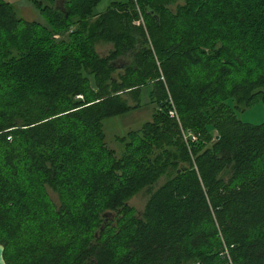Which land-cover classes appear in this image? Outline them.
<instances>
[{
  "label": "trees",
  "instance_id": "1",
  "mask_svg": "<svg viewBox=\"0 0 264 264\" xmlns=\"http://www.w3.org/2000/svg\"><path fill=\"white\" fill-rule=\"evenodd\" d=\"M63 1L0 0L7 264H264V121L239 117L264 104V0ZM148 85L116 155L104 120Z\"/></svg>",
  "mask_w": 264,
  "mask_h": 264
},
{
  "label": "rangeland",
  "instance_id": "2",
  "mask_svg": "<svg viewBox=\"0 0 264 264\" xmlns=\"http://www.w3.org/2000/svg\"><path fill=\"white\" fill-rule=\"evenodd\" d=\"M12 3L16 9L18 15L27 20H37L40 22H45L43 16L34 7L32 0H6ZM59 4L62 5L63 0H57ZM115 0H100L96 8V12L101 13L105 11L110 3ZM57 38H62V35H55ZM113 45L111 43H98L97 49L99 53L106 54L112 49ZM123 61L119 64L122 65ZM151 85L145 87L140 95V106L127 111L121 115L106 118L104 120V131L106 135V141L110 148L116 150V155H120L119 144L116 142L117 136L124 135L131 129H139L142 127L143 123L149 120L153 114L154 106L151 101ZM134 99V96H132ZM132 100V99H131ZM134 102V101H133ZM239 117L247 122L251 123H261L264 121V104L260 101L252 107L245 110L243 113L239 114ZM228 178L227 174H224ZM147 193L141 192L132 198L130 203L135 206L139 211L144 208Z\"/></svg>",
  "mask_w": 264,
  "mask_h": 264
},
{
  "label": "built area",
  "instance_id": "3",
  "mask_svg": "<svg viewBox=\"0 0 264 264\" xmlns=\"http://www.w3.org/2000/svg\"><path fill=\"white\" fill-rule=\"evenodd\" d=\"M137 0H134V2H136ZM137 8H138V11L140 13V17L135 19L134 20V24L136 25H140L141 23H144V19L142 17V14L140 12V8L138 7L137 5ZM78 97H83L82 95H79ZM169 114L171 117H175V118H178V112L176 110L175 107L171 108L169 110ZM187 136H190L193 140L197 138V136L195 135V133H193L192 131H189L188 133L185 134V137ZM222 256H224L225 258H227L228 262L231 264L232 263V260H231V257H230V254H229V250L228 248H226L223 252H221Z\"/></svg>",
  "mask_w": 264,
  "mask_h": 264
},
{
  "label": "water",
  "instance_id": "4",
  "mask_svg": "<svg viewBox=\"0 0 264 264\" xmlns=\"http://www.w3.org/2000/svg\"><path fill=\"white\" fill-rule=\"evenodd\" d=\"M63 3H64V1L62 2V5H60L57 2V7L63 8ZM105 216L108 219L109 217L113 218L115 215L112 212H107V213H105ZM4 250H5L4 245L0 243V264H7V262H6L5 258H4Z\"/></svg>",
  "mask_w": 264,
  "mask_h": 264
},
{
  "label": "crops",
  "instance_id": "5",
  "mask_svg": "<svg viewBox=\"0 0 264 264\" xmlns=\"http://www.w3.org/2000/svg\"><path fill=\"white\" fill-rule=\"evenodd\" d=\"M127 0H115V1H112L111 3H113V2H126ZM110 3V4H111ZM104 12V11H103ZM103 12H101V13H103ZM98 13V12H97ZM101 13H98V14H101Z\"/></svg>",
  "mask_w": 264,
  "mask_h": 264
},
{
  "label": "flooded vegetation",
  "instance_id": "6",
  "mask_svg": "<svg viewBox=\"0 0 264 264\" xmlns=\"http://www.w3.org/2000/svg\"><path fill=\"white\" fill-rule=\"evenodd\" d=\"M58 4H59V1H58Z\"/></svg>",
  "mask_w": 264,
  "mask_h": 264
}]
</instances>
